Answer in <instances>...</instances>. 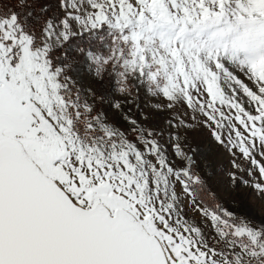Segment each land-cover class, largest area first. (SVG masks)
Listing matches in <instances>:
<instances>
[{"label":"snow or ice","instance_id":"6c2138e0","mask_svg":"<svg viewBox=\"0 0 264 264\" xmlns=\"http://www.w3.org/2000/svg\"><path fill=\"white\" fill-rule=\"evenodd\" d=\"M0 264H264V0H0Z\"/></svg>","mask_w":264,"mask_h":264},{"label":"rangeland","instance_id":"374dc122","mask_svg":"<svg viewBox=\"0 0 264 264\" xmlns=\"http://www.w3.org/2000/svg\"><path fill=\"white\" fill-rule=\"evenodd\" d=\"M221 197H222V199H223V197H224V193H223V192H221Z\"/></svg>","mask_w":264,"mask_h":264}]
</instances>
